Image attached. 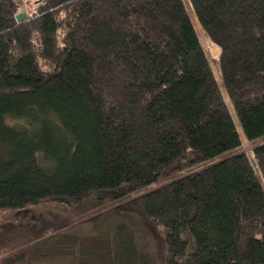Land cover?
Here are the masks:
<instances>
[{
  "label": "trees",
  "instance_id": "trees-1",
  "mask_svg": "<svg viewBox=\"0 0 264 264\" xmlns=\"http://www.w3.org/2000/svg\"><path fill=\"white\" fill-rule=\"evenodd\" d=\"M38 1L0 0V212L109 217L133 264H264V0Z\"/></svg>",
  "mask_w": 264,
  "mask_h": 264
},
{
  "label": "rangeland",
  "instance_id": "rangeland-1",
  "mask_svg": "<svg viewBox=\"0 0 264 264\" xmlns=\"http://www.w3.org/2000/svg\"><path fill=\"white\" fill-rule=\"evenodd\" d=\"M184 4L188 0H183ZM187 6V5H186ZM187 8V7H186ZM188 10V8H187ZM195 27L199 40L204 48V51L211 63L215 77L222 89L223 82L220 71V50L215 46L209 37L206 35L204 30H200ZM206 37L210 44L214 46L211 47L204 39ZM217 54V55H216ZM223 93V90H222ZM225 102L228 109L232 107V104L226 96L224 95ZM228 97V95H227ZM234 110V109H233ZM230 113L231 110L229 109ZM235 113V111H234ZM232 114V113H231ZM233 120L237 127L240 129L236 114L232 115ZM243 149L246 151L247 156L251 158L257 172L258 168L256 165V160L254 158L252 144L247 142L243 137ZM248 157V158H249ZM262 179V176L259 173ZM117 211L132 212L126 203L116 206ZM101 215V214H100ZM135 217L138 218V214L135 213ZM94 217V216H93ZM95 218V217H94ZM86 218L82 217V214H77L75 210L67 209L62 205L57 203H46L39 206H29L24 210L18 211H1L0 212V259L2 257H8L13 254L14 251L21 248H26L30 245L36 243L39 239L40 242L45 243L41 239H46L55 233H58L62 237L58 239L57 242L60 245L55 246L54 249H49L47 251L29 249L30 255L34 259V264H77L79 259H75L73 250L68 247L76 246L83 249L85 252L84 258L82 257L83 264H133L134 252L132 254L131 248L129 247V241L126 237L128 230L126 228L125 234L118 236L116 233L117 242L111 238L112 232L115 231V222L109 217L98 218L95 220L93 226L88 224L80 225L84 223ZM122 229V230H123ZM138 235V234H137ZM123 236L125 239H123ZM78 238H82L78 240ZM66 242L64 246L68 248H63L61 243ZM54 244V243H52ZM143 244V243H142ZM39 246L40 248L44 247ZM34 246H32L33 248ZM57 247V248H56ZM149 252H152L151 247H149ZM77 250V251H78ZM86 254L91 256L87 257ZM150 254V253H149ZM77 255V254H76ZM150 255V256H152ZM154 256V255H153ZM145 256L147 263L145 264H157L154 257ZM2 260H0L1 263ZM131 263H130V262Z\"/></svg>",
  "mask_w": 264,
  "mask_h": 264
},
{
  "label": "built area",
  "instance_id": "built-area-1",
  "mask_svg": "<svg viewBox=\"0 0 264 264\" xmlns=\"http://www.w3.org/2000/svg\"><path fill=\"white\" fill-rule=\"evenodd\" d=\"M31 0H14L15 5L19 8V14L17 15L18 20L26 19L27 18V10L26 7L29 5ZM40 3V0L37 2V4ZM61 36H64L61 33ZM33 43L36 47V49H39V41L36 39V36L33 37Z\"/></svg>",
  "mask_w": 264,
  "mask_h": 264
},
{
  "label": "bare ground",
  "instance_id": "bare-ground-1",
  "mask_svg": "<svg viewBox=\"0 0 264 264\" xmlns=\"http://www.w3.org/2000/svg\"><path fill=\"white\" fill-rule=\"evenodd\" d=\"M251 162H252V160H251ZM252 164H253V162H252ZM257 164V163H256ZM253 167L255 168V166H254V164H253ZM255 170H256V168H255ZM261 176H262V174H260ZM257 176L259 177V179L261 180V178H260V176H259V173L257 172ZM262 179H263V176H262ZM261 183H262V180H261ZM262 185H263V183H262Z\"/></svg>",
  "mask_w": 264,
  "mask_h": 264
},
{
  "label": "water",
  "instance_id": "water-1",
  "mask_svg": "<svg viewBox=\"0 0 264 264\" xmlns=\"http://www.w3.org/2000/svg\"><path fill=\"white\" fill-rule=\"evenodd\" d=\"M239 123H240V121H239ZM241 125V124H240ZM244 132V131H243ZM245 134V133H244ZM260 182H261V180H260Z\"/></svg>",
  "mask_w": 264,
  "mask_h": 264
}]
</instances>
